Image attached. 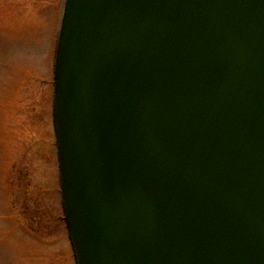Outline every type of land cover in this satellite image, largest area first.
I'll return each mask as SVG.
<instances>
[{"label":"water","instance_id":"water-1","mask_svg":"<svg viewBox=\"0 0 264 264\" xmlns=\"http://www.w3.org/2000/svg\"><path fill=\"white\" fill-rule=\"evenodd\" d=\"M54 112L77 264H264V0H66Z\"/></svg>","mask_w":264,"mask_h":264},{"label":"rangeland","instance_id":"rangeland-1","mask_svg":"<svg viewBox=\"0 0 264 264\" xmlns=\"http://www.w3.org/2000/svg\"><path fill=\"white\" fill-rule=\"evenodd\" d=\"M62 0H0V264H75L52 126Z\"/></svg>","mask_w":264,"mask_h":264},{"label":"bare ground","instance_id":"bare-ground-1","mask_svg":"<svg viewBox=\"0 0 264 264\" xmlns=\"http://www.w3.org/2000/svg\"><path fill=\"white\" fill-rule=\"evenodd\" d=\"M62 6V5H61Z\"/></svg>","mask_w":264,"mask_h":264}]
</instances>
